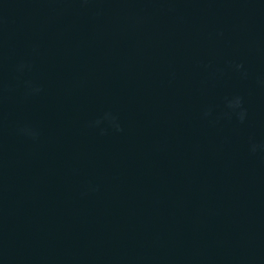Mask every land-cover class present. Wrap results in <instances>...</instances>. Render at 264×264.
I'll use <instances>...</instances> for the list:
<instances>
[{"label":"water","instance_id":"obj_1","mask_svg":"<svg viewBox=\"0 0 264 264\" xmlns=\"http://www.w3.org/2000/svg\"><path fill=\"white\" fill-rule=\"evenodd\" d=\"M0 264H264V0H0Z\"/></svg>","mask_w":264,"mask_h":264}]
</instances>
